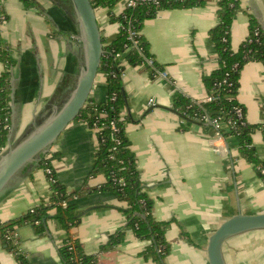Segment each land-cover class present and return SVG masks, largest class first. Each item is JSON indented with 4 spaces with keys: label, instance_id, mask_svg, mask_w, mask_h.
Returning a JSON list of instances; mask_svg holds the SVG:
<instances>
[{
    "label": "crops",
    "instance_id": "0c3cea01",
    "mask_svg": "<svg viewBox=\"0 0 264 264\" xmlns=\"http://www.w3.org/2000/svg\"><path fill=\"white\" fill-rule=\"evenodd\" d=\"M38 7H25L20 0H0L7 18L0 21L4 44L17 59L14 65V104L17 137L47 100L65 93L80 62L79 40L65 8L69 0H36ZM121 3V6L119 5ZM114 8L120 13L125 0ZM216 0L191 8H162L144 21L140 33L150 52L166 72V78L151 76L143 65L126 64L123 86L127 110L133 120L125 125L129 147L134 153L142 186L153 199L156 220L167 222L169 247L165 264H209L208 236L225 218L237 211H264V182L253 166L238 154L237 138L225 122L217 130L209 124L185 125L172 110V96L179 91L201 102L206 91L202 76L217 65L208 31L217 22ZM102 37L112 39L118 25L110 23L105 8H96ZM248 13L264 29V0H241L231 25V47L236 50L248 34ZM3 64L0 62V72ZM58 93V94H59ZM90 96L106 99L107 86L98 76ZM149 99L154 105L148 106ZM237 101L250 124L264 123V65L246 63L239 73ZM257 155L264 160V139L253 135ZM97 135L81 120L66 126L51 149L60 154L53 162L55 175L68 191L83 189L74 201L82 210L80 220L65 231L49 219L43 235L24 224L17 229L18 250L29 264H64L59 246L67 235L76 239L81 252L93 264H161L141 252L149 242L136 236L127 217L118 209L114 195L97 191L103 175H89ZM49 195L42 168L34 167L0 196V221L19 217ZM122 232L121 240L102 249L111 234ZM249 251L247 256L243 253ZM227 264H264V230L229 238L223 246ZM0 264H20L16 254L0 242Z\"/></svg>",
    "mask_w": 264,
    "mask_h": 264
},
{
    "label": "trees",
    "instance_id": "16d2710c",
    "mask_svg": "<svg viewBox=\"0 0 264 264\" xmlns=\"http://www.w3.org/2000/svg\"><path fill=\"white\" fill-rule=\"evenodd\" d=\"M20 1L25 7L39 6L36 0ZM120 1L122 0H91L95 9H106L109 22L116 23L118 28L112 39L102 37L104 53L98 73L106 81V99L97 101L90 96L75 120L85 122L90 128L96 122L100 127L97 132V147L93 154V167L89 175H103L104 181L95 190L114 195L119 202L118 209L127 217V225L136 236L149 241L141 254L165 264L164 256L169 250L165 238L167 222L154 218L153 199L142 186L135 156L129 147L125 125L132 121L133 117L127 110L126 92L120 73L124 71L126 64L143 65L151 76H154L152 66L162 70L163 67L150 52L149 42L140 33L144 21L154 17L159 9L202 6L207 0H161L158 4L143 2L135 6L125 5L120 13H116L114 8ZM216 6L218 22L208 31V36L216 52L217 65L202 76V82L206 94H213L218 98L209 102H197L175 91L172 96V110L183 118L185 125L191 123L186 118L206 124L203 120L205 115L210 118L220 117L222 122H229L230 125L236 121L229 133L237 138L238 154L252 164L254 171L264 182V174L260 172V167L264 169V160L258 157L252 138L253 133L259 130L264 139V123L250 124L245 118L244 123H240L233 109L235 106L243 108L237 101L238 78L242 67L250 61H259L264 65V29L258 19L248 13V34L234 50L230 43L231 25L235 14L241 10V0H216ZM0 14L7 18L2 4ZM130 31L136 32L131 38ZM134 39L137 40V45H134ZM149 59L152 61L151 65L147 63ZM16 61L0 34V62L3 64V70L0 72V152L5 147L11 122L10 68ZM111 121L116 127L115 130L110 125ZM57 159H60V154L50 148L35 163V167L42 168L44 172L47 168L52 171V179L48 180V197L41 199L19 217L0 221V242L6 245L7 250L16 254L20 264H29L18 250L16 233L20 226L30 225L35 234L43 235L49 219L56 220L67 232L80 220L82 210L78 208L74 197L83 189L68 191L57 179L53 168V162ZM45 175L49 177L46 172ZM119 179L123 181L119 182ZM122 236L121 231L111 234L102 249L113 246ZM59 253L64 264H93L94 259L84 255L78 241L69 235L59 246Z\"/></svg>",
    "mask_w": 264,
    "mask_h": 264
},
{
    "label": "water",
    "instance_id": "95a60500",
    "mask_svg": "<svg viewBox=\"0 0 264 264\" xmlns=\"http://www.w3.org/2000/svg\"><path fill=\"white\" fill-rule=\"evenodd\" d=\"M71 12L65 8L74 25L72 35L79 40L80 62L69 89L55 93L42 108L34 113L21 133L14 137L17 109L14 104V66L10 68V117L5 147L0 152V196L47 153L68 124L75 120L90 97L98 68L104 53L102 35L96 10L91 0H69ZM194 124L200 121L186 118ZM254 230H264V211L243 213L237 202V211L223 219L208 236L206 255L209 264H227L223 246L231 237Z\"/></svg>",
    "mask_w": 264,
    "mask_h": 264
},
{
    "label": "built area",
    "instance_id": "2783aa9c",
    "mask_svg": "<svg viewBox=\"0 0 264 264\" xmlns=\"http://www.w3.org/2000/svg\"><path fill=\"white\" fill-rule=\"evenodd\" d=\"M160 1L161 0H125V5L126 6H135V5H137L139 3H143V2L158 4ZM0 20H4L3 14H0ZM135 34H136V32L130 31V38L133 37ZM256 34H257V31L254 32V35H256ZM133 43H134V45H137V40L134 39L133 40ZM147 63L149 65H151L152 64V61L149 59V60H147ZM151 69L153 70L152 71V74L154 76H159V77H162V78H166V72H164L163 70L157 69V68H155L153 66H152ZM120 76L123 78L124 71H121ZM223 82H226V80H223ZM104 83L106 84L105 79H104ZM229 85H231V83H229ZM217 98L218 97L216 95L206 94L205 97H204V99L202 100V102H209V101H212V100H216ZM154 103L155 102H154L153 99H149L147 105L148 106H151V105H154ZM233 109H234V114H235L237 120H239L240 123H244L245 112H244L243 108L241 106H235V107H233ZM203 120L205 121L206 124H209V125L213 126L214 128H216L217 135L218 136H221L220 135V131H219V127L221 126V124L223 122H222V120H221L220 117L210 118L207 115H205V116H203ZM235 122L236 121H234V123ZM225 123L227 124V126H228L229 129L234 125V123H232V125H230L229 122H225ZM110 125L112 126V128L114 130L116 129L115 125L113 124V121L110 122ZM92 129L95 130L96 135H97V132L100 130V127L97 125L96 122H94ZM45 172L47 174H49V177H46L47 180H51L52 179V171L50 170V168H47ZM260 172L264 174V169L262 167H260ZM122 181H123L122 179H119V182H122Z\"/></svg>",
    "mask_w": 264,
    "mask_h": 264
},
{
    "label": "rangeland",
    "instance_id": "374dc122",
    "mask_svg": "<svg viewBox=\"0 0 264 264\" xmlns=\"http://www.w3.org/2000/svg\"><path fill=\"white\" fill-rule=\"evenodd\" d=\"M119 5L121 6V3H119ZM248 253V257H249V251H246L245 253H243V256H247Z\"/></svg>",
    "mask_w": 264,
    "mask_h": 264
},
{
    "label": "flooded vegetation",
    "instance_id": "af4514ba",
    "mask_svg": "<svg viewBox=\"0 0 264 264\" xmlns=\"http://www.w3.org/2000/svg\"><path fill=\"white\" fill-rule=\"evenodd\" d=\"M3 16H4V20H5V15L3 14ZM1 22L3 21V20H0ZM10 102V101H9Z\"/></svg>",
    "mask_w": 264,
    "mask_h": 264
}]
</instances>
